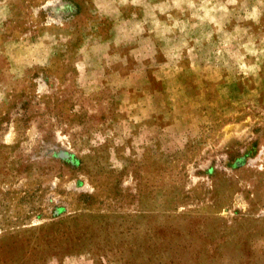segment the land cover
I'll return each instance as SVG.
<instances>
[{
    "label": "rangeland",
    "instance_id": "obj_1",
    "mask_svg": "<svg viewBox=\"0 0 264 264\" xmlns=\"http://www.w3.org/2000/svg\"><path fill=\"white\" fill-rule=\"evenodd\" d=\"M0 264H264V0H0Z\"/></svg>",
    "mask_w": 264,
    "mask_h": 264
}]
</instances>
